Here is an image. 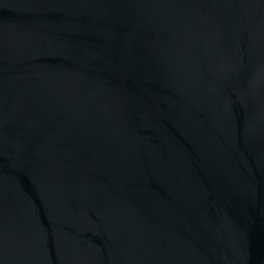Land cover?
<instances>
[{
  "label": "water",
  "instance_id": "obj_1",
  "mask_svg": "<svg viewBox=\"0 0 264 264\" xmlns=\"http://www.w3.org/2000/svg\"><path fill=\"white\" fill-rule=\"evenodd\" d=\"M0 264H264V0H0Z\"/></svg>",
  "mask_w": 264,
  "mask_h": 264
}]
</instances>
